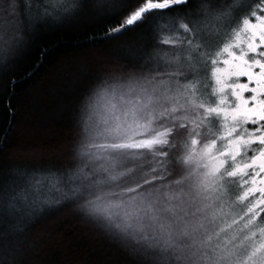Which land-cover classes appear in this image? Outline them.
<instances>
[{
  "label": "snow or ice",
  "instance_id": "1",
  "mask_svg": "<svg viewBox=\"0 0 264 264\" xmlns=\"http://www.w3.org/2000/svg\"><path fill=\"white\" fill-rule=\"evenodd\" d=\"M89 9L151 39L94 82L75 163L0 183V215L72 199L143 264H264V0H8L0 53Z\"/></svg>",
  "mask_w": 264,
  "mask_h": 264
},
{
  "label": "trees",
  "instance_id": "2",
  "mask_svg": "<svg viewBox=\"0 0 264 264\" xmlns=\"http://www.w3.org/2000/svg\"><path fill=\"white\" fill-rule=\"evenodd\" d=\"M195 3V0H192ZM8 0H0L5 7ZM107 13L89 9L33 31L0 53V183L21 172L66 169L81 109L94 82L128 68V53L150 40L107 35ZM0 34V42L7 39ZM0 261L7 264H143L72 200L54 199L27 215H0Z\"/></svg>",
  "mask_w": 264,
  "mask_h": 264
},
{
  "label": "bare ground",
  "instance_id": "3",
  "mask_svg": "<svg viewBox=\"0 0 264 264\" xmlns=\"http://www.w3.org/2000/svg\"><path fill=\"white\" fill-rule=\"evenodd\" d=\"M75 144L76 143H67V144H65V146H66V149H67V151H66V158H68L70 161L71 160H74V156H73V148H74V146H75Z\"/></svg>",
  "mask_w": 264,
  "mask_h": 264
},
{
  "label": "rangeland",
  "instance_id": "4",
  "mask_svg": "<svg viewBox=\"0 0 264 264\" xmlns=\"http://www.w3.org/2000/svg\"><path fill=\"white\" fill-rule=\"evenodd\" d=\"M53 3H56V0H52Z\"/></svg>",
  "mask_w": 264,
  "mask_h": 264
}]
</instances>
